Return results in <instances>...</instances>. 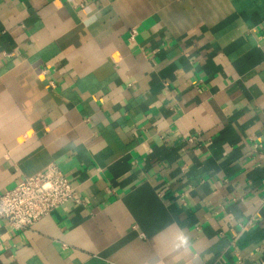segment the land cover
I'll use <instances>...</instances> for the list:
<instances>
[{
	"label": "crops",
	"instance_id": "obj_1",
	"mask_svg": "<svg viewBox=\"0 0 264 264\" xmlns=\"http://www.w3.org/2000/svg\"><path fill=\"white\" fill-rule=\"evenodd\" d=\"M263 33L264 0H0V194L54 163L85 200L0 220V264H264Z\"/></svg>",
	"mask_w": 264,
	"mask_h": 264
},
{
	"label": "built area",
	"instance_id": "obj_2",
	"mask_svg": "<svg viewBox=\"0 0 264 264\" xmlns=\"http://www.w3.org/2000/svg\"><path fill=\"white\" fill-rule=\"evenodd\" d=\"M261 39L264 40V33ZM71 203H85L79 186L52 163L0 194V220L10 231L21 232Z\"/></svg>",
	"mask_w": 264,
	"mask_h": 264
},
{
	"label": "clouds",
	"instance_id": "obj_3",
	"mask_svg": "<svg viewBox=\"0 0 264 264\" xmlns=\"http://www.w3.org/2000/svg\"><path fill=\"white\" fill-rule=\"evenodd\" d=\"M181 244H187V237L181 236L180 238Z\"/></svg>",
	"mask_w": 264,
	"mask_h": 264
}]
</instances>
